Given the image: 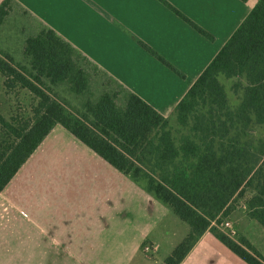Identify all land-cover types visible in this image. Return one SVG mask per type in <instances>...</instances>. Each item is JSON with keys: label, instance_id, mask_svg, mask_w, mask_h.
Returning <instances> with one entry per match:
<instances>
[{"label": "crops", "instance_id": "obj_1", "mask_svg": "<svg viewBox=\"0 0 264 264\" xmlns=\"http://www.w3.org/2000/svg\"><path fill=\"white\" fill-rule=\"evenodd\" d=\"M164 1L213 39L161 0H0V34L18 11L11 34L21 55L28 37L51 29L90 76L104 77L96 98L119 91L124 106L133 93L168 117L258 0ZM5 40L0 53L18 62ZM181 222L140 181L55 124L0 191V264H161L190 230ZM145 243L154 253L142 251ZM180 264L247 263L206 231Z\"/></svg>", "mask_w": 264, "mask_h": 264}, {"label": "trees", "instance_id": "obj_2", "mask_svg": "<svg viewBox=\"0 0 264 264\" xmlns=\"http://www.w3.org/2000/svg\"><path fill=\"white\" fill-rule=\"evenodd\" d=\"M6 13L0 9V23ZM24 56L32 80L24 67L19 70L10 56L0 53L4 85L19 84L39 98L27 123L10 122L0 114V191L50 129L60 124L117 170L144 179L145 189L189 225V232L161 264H180L206 231L247 264H264L244 236L233 238L218 227L221 217L233 208L234 198L248 190L247 214L264 228V0L257 1L168 117L133 93L126 94L124 106L119 105V91L86 99V114L66 111L56 92L51 87L44 90L36 81L44 85V79L50 86L63 82L71 93L83 94L91 76L51 29L28 37ZM219 75L236 78L232 85L236 105L229 104Z\"/></svg>", "mask_w": 264, "mask_h": 264}, {"label": "rangeland", "instance_id": "obj_3", "mask_svg": "<svg viewBox=\"0 0 264 264\" xmlns=\"http://www.w3.org/2000/svg\"><path fill=\"white\" fill-rule=\"evenodd\" d=\"M16 14L21 18V15L18 11L12 12L8 20L5 22L3 31L0 35L1 38H6L5 42H3L7 43L8 46L13 49V53L18 54V56L15 57L18 62H14V65L19 66V68L17 67L19 70L21 69V66L24 67V74L27 77H30V79L32 80L33 78L30 73L31 70L29 66V60L24 55H21L19 50L20 43L19 41H15V35L11 34L15 29ZM23 17L24 25H27L28 29L30 30L32 28V24H30V21L26 19L25 16ZM28 23L30 25H28ZM7 33H9V35L11 34L12 39L5 36ZM93 76L91 75L90 88H88L87 92L83 94H74L68 92L66 85L59 86L58 88H56V86L52 89L49 83L44 79V85L38 81L36 82L46 91L49 87H51V89L56 92L58 100L62 103L66 111L76 116L86 114V110L83 104L85 103L86 99H96V96L99 93L97 87L101 82L105 81L104 77H100L95 74H93ZM218 80L225 89L229 104L236 105L238 102V97L232 90V85L236 81V78H226L224 75H219ZM4 81L5 77L0 74V114L5 120L10 122L14 121L20 124L29 122L33 118V111L39 102L38 96L32 91L21 87L19 84H15L14 86L7 88L4 85ZM87 116L90 118V115ZM138 181H140L145 186L146 181L144 179L140 178ZM249 195V191L244 190L234 198L231 203L233 208L226 216L221 217V221L218 224V227L221 231L229 233L227 229L221 226L223 222L229 221L235 231V234L231 237L237 238L240 235H246L257 245L258 249L264 254V228L257 221L251 219L247 214L245 200ZM181 223L188 227L185 222ZM146 260L150 263H153V260H155V258Z\"/></svg>", "mask_w": 264, "mask_h": 264}, {"label": "built area", "instance_id": "obj_4", "mask_svg": "<svg viewBox=\"0 0 264 264\" xmlns=\"http://www.w3.org/2000/svg\"><path fill=\"white\" fill-rule=\"evenodd\" d=\"M221 226H222L223 228L227 229V231H228L229 233H226V234H228L229 236H232V235L235 234V231H234V229H233V227H232V225H231V223H230L229 221H225V222H223V223L221 224ZM142 251H143L145 254H152V253H154V247H153L152 244L145 243V244H143V246H142Z\"/></svg>", "mask_w": 264, "mask_h": 264}]
</instances>
